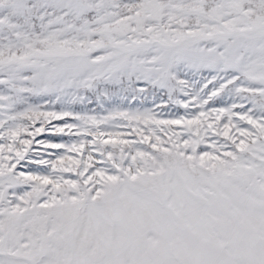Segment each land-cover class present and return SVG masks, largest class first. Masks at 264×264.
I'll list each match as a JSON object with an SVG mask.
<instances>
[{
    "label": "snow or ice",
    "instance_id": "1",
    "mask_svg": "<svg viewBox=\"0 0 264 264\" xmlns=\"http://www.w3.org/2000/svg\"><path fill=\"white\" fill-rule=\"evenodd\" d=\"M0 264H264V0H0Z\"/></svg>",
    "mask_w": 264,
    "mask_h": 264
}]
</instances>
